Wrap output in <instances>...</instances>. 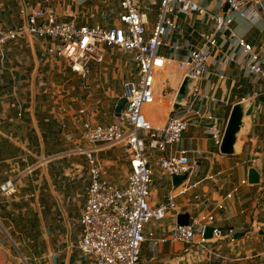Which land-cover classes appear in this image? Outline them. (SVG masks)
I'll use <instances>...</instances> for the list:
<instances>
[{
  "label": "built area",
  "instance_id": "2783aa9c",
  "mask_svg": "<svg viewBox=\"0 0 264 264\" xmlns=\"http://www.w3.org/2000/svg\"><path fill=\"white\" fill-rule=\"evenodd\" d=\"M40 1L39 6L25 15L21 25L4 27L0 22V56L7 43L25 33L38 39H55L57 44L48 47L47 54L63 59L83 88H87L89 83L90 63H101L115 50L132 52L137 68L135 77L123 83L125 103L120 114L114 116L115 120L107 124L89 121L81 124V138L90 146L76 149L84 155L89 177L78 217L81 229L77 241L79 257L91 259L92 264H140V249L145 241L152 245L168 241L196 243L207 250L211 238L203 237L206 225H213L212 238L218 240L228 236L234 240V229L216 226L213 213H196L185 224L174 221L168 233L160 235L147 230L146 225L163 220L169 212L177 216L181 208L175 198L196 188L202 181L213 179V175L191 179L197 173L196 161L191 157L194 151L180 143L189 124L201 119V100L217 101L213 95L202 91L201 79L207 71L211 51L219 45V35L228 32L229 36H235L232 31L235 15L251 19L263 16L261 0H157L153 18L149 17L152 7L139 0H116L118 24L110 26L61 19L51 0ZM190 14L203 21V26L197 32L198 41L178 60L177 67L183 77L191 76L197 82L186 104L180 110L169 111L163 124L155 126L144 115L143 107L156 102V75L169 61L160 48L168 45L164 38L169 32L181 29L182 16ZM236 40L245 56L248 73L264 84V54L244 38L236 37ZM227 58L234 60L233 56ZM219 77L224 78L222 74ZM257 94L254 92L251 97ZM248 98L243 97L241 101ZM205 117L213 119L208 113ZM207 130L213 144L219 147L224 129L211 124ZM116 146L122 149L129 166L122 186L104 177L103 165L97 156L99 149ZM152 151L158 153L155 164L162 174L171 178L184 175L179 186L172 185L166 199L157 203L151 201L150 185L154 170L149 153ZM255 161L256 158L251 159L249 165ZM33 169L34 166L29 165L26 172ZM16 180L10 177L0 183V203L2 197L15 193ZM240 184H247V178L241 179ZM236 191L238 187L228 192L225 198H231ZM194 199L197 200L194 206H199V195L195 194ZM224 207L223 202L215 204L216 209ZM258 223L257 230L264 228V223Z\"/></svg>",
  "mask_w": 264,
  "mask_h": 264
},
{
  "label": "crops",
  "instance_id": "0c3cea01",
  "mask_svg": "<svg viewBox=\"0 0 264 264\" xmlns=\"http://www.w3.org/2000/svg\"><path fill=\"white\" fill-rule=\"evenodd\" d=\"M14 1L16 2V12L14 13L6 10L4 1L0 2V22L4 27H17L21 25L25 20V15L41 3L40 0ZM76 1L77 0H51V4L56 9L61 19H75L76 21V15L79 13V11H77L78 8L76 6L74 8L71 7L76 5ZM139 1L144 2L145 0ZM148 1L150 5L156 6L157 0ZM116 6L117 10L118 5L116 4ZM108 10L114 9H111L110 7ZM195 19L196 17L193 14L182 16L180 22L181 29L169 32L164 38V42L168 45L160 48V52L167 57L169 61L165 68L157 73L154 91L155 93L158 91L159 79H163L164 77L168 78L169 82L167 83V88L170 92L168 95L166 92L163 94L166 97L171 94L168 99L169 106L167 112L171 111V101L183 78L182 73L177 67V62L190 48H192L193 44L195 45V42L186 39V30L191 28L190 24L193 25ZM115 22L116 24L118 23L117 19ZM184 22H186V29L183 25ZM78 23L92 24L88 22ZM232 31L235 33V36H229L228 32L219 35V45L211 51L208 59L207 71L201 79L202 91L213 95L217 101L213 103L204 99L201 100V119L192 122L188 126V128L191 127L195 130H201V136L188 137L189 140H195L193 146L182 145L194 151L191 155L192 159L196 161L195 169L197 170V173L194 175V180L202 178L205 175H213V179L202 181L196 188L187 191L183 195L177 196L175 201L177 198L183 197V199L179 202L176 201V203L181 208V213L179 214L188 213V218L199 212L213 213L215 216L214 224L216 226L221 228L232 227L234 229V240H230L228 236H224L218 240L211 238L207 250L200 248L196 243L187 244L168 241L164 244L152 245L149 241H145L142 244L146 243L150 247L151 254L149 257H140V264H197L199 262H201V264H264V228L259 230L256 228L258 222L264 223V84L248 73L245 65V56L236 40V37L244 38L247 42L252 43L256 50H259L264 54V15L259 17L256 16L254 19L235 15V20L232 23ZM31 37L34 38V41L38 45L37 51L39 57L34 56V46L32 44L30 45L32 41ZM172 40L174 41L172 42ZM24 44L28 45L27 47L30 55L28 57H26L24 51H22ZM55 44H57L55 39H38L24 33L20 34L15 40L10 41L3 47L0 56V82H2V75L4 73H9L10 88L9 91H0V123L5 120V115L9 114V111L14 112L16 119L22 118L28 114L26 116L30 121L28 122L27 127L29 126V129H32L37 136L42 139L45 127L48 129L57 127L60 132L64 133V130L69 126L66 117L70 118V122L76 129H78L79 133L83 121H89L91 123H102L101 121H107L110 123L114 121L115 117L113 112L112 118L109 120L106 116L105 109L98 110L94 116L89 110V107L84 106L82 99H80L79 94H77L78 91H49L51 83L47 81L48 78H45V75L54 67H57L56 71L66 77V79L64 78L65 82L72 77H75L78 82L77 88L80 89L81 92H88L94 82V78L90 77L87 88H83L77 76L70 71L68 65L63 59L47 54V48ZM124 53L125 55L130 54L135 65L133 53ZM113 55H107L101 63H96L98 65L91 69L92 72H97L102 75L100 77L102 80L104 79L108 81V79H111V76H115L118 71H122L121 67L123 61L112 60L111 57ZM228 56H233L234 60H228ZM36 61L37 63L42 62L44 66H47L46 70L35 71L34 68L36 67ZM17 63L33 66L31 68L32 70H30L27 75H24L25 78H22L23 74L19 70ZM115 68L116 72L114 71ZM220 74H222L224 78H220ZM135 75L136 71L127 74L122 82V86L124 82L133 79ZM25 82L28 83V85H25ZM36 84L40 86L42 91H35L34 86ZM60 86L62 85H56L57 88ZM122 86L121 89L118 90L121 92L117 94V97L111 96V101L114 102V104L115 99L121 97L123 94ZM254 92L258 93L257 96L251 97ZM20 93H22V95H20ZM36 94L46 95L48 100H53L52 102L54 103V106H48L44 102L41 103L39 100L37 101ZM158 95L159 94H156V96ZM243 97H249L248 99L253 103V109L250 116L251 126L244 151H241L239 155H232L233 157L221 154L218 147H216V151H212L210 147H215V145L211 140L207 127L212 124L219 129H224L232 105L241 101V98ZM81 109L84 110L83 113L79 112ZM162 109L163 114L161 115V118L153 121L150 119L155 126L162 125L168 114L164 113L166 109ZM218 109H220V111H217ZM206 113L210 114L213 119L208 120L205 117ZM188 128L186 129L181 142L185 140V134ZM67 137L70 138V136ZM75 144V147L69 150V154L72 153V155L77 156L75 157L76 163H72L71 167H69L64 173L70 176L69 180H74V178L81 176L83 177L85 174L84 180L87 181V183L81 195L78 192H75L72 196L69 192L65 191V193H61V196L57 195L58 198L55 199L56 204L53 205V207L59 211L56 216L58 218L66 219L68 224H72V222L70 221L71 217H69L68 212L65 209L70 206H75V208L78 207L79 214L77 217H79L89 181L84 155L78 153L76 149L79 147L90 146V144L84 140ZM109 148L112 149V147L99 149L97 151V156L103 165L104 177L113 182L110 175L114 170L110 168H112L117 162L119 155H110L105 159H102L99 156L101 152H104ZM241 149H243V146ZM195 151H201V153L197 154ZM120 155H123L124 158L123 168L125 174L123 176L126 179V175L129 171L128 160L123 153ZM157 156L158 153L150 159V164L153 166V170L154 167H157L155 164V158ZM238 157L247 158L245 159L247 165H244V169L239 171L238 178H235L233 176L234 167L230 162V159H236ZM253 158H256V161L254 164H251V166L257 169L261 177V183L255 185L249 184L248 182L247 184H240L241 179L247 178L249 161ZM199 160L204 161V166L201 168V174L199 173ZM242 162L244 163V160H242ZM236 166H238V164H236ZM159 175V178L163 176L161 172ZM224 177L231 182L223 183L222 179ZM168 178L171 184L168 191L172 189V185L174 187L179 186L180 183L174 185L171 180L172 178L169 176ZM206 181L207 183H205ZM113 183L118 186L125 184V182L119 184L115 182ZM229 185L233 186L230 187ZM37 187L38 189L40 188V183H37ZM162 187L163 185H161V188ZM234 187H238V191L233 193L231 198H225V195L232 191ZM168 191L163 194L161 199H157L152 196L151 190V201L153 203L164 201ZM38 193L39 191L36 190L31 193L33 196H36V200L38 198ZM195 194H198L200 197V204L197 207L194 206V203L197 201L194 199ZM8 198L9 197L4 198V201ZM218 202H223L225 207L223 209H216L215 204ZM37 205H39L38 202ZM192 210L198 211L195 214H192ZM177 216L174 212H169L163 220L149 222L146 225V229L153 231L156 235H160L163 232L168 233L169 226L174 221L177 222ZM77 217L76 223H78ZM80 234L81 229L76 240V248ZM63 235L67 236V233L65 232ZM70 245L69 243H66L64 248H69ZM84 260L86 262L90 261V264H92L91 259L84 257Z\"/></svg>",
  "mask_w": 264,
  "mask_h": 264
},
{
  "label": "rangeland",
  "instance_id": "374dc122",
  "mask_svg": "<svg viewBox=\"0 0 264 264\" xmlns=\"http://www.w3.org/2000/svg\"><path fill=\"white\" fill-rule=\"evenodd\" d=\"M1 1H4L6 10L11 13L16 12V2L14 0H0V2ZM143 3L152 7L154 11L156 10V6L150 5L148 0H145ZM116 4V0H77L76 5L71 7L74 8L76 6L78 8L77 11H79V13L76 15V21L78 22H88L92 24L100 23L110 26L116 24L115 20L117 19V13L119 11L118 8L116 10ZM262 4L264 6V0H262ZM110 7L114 10H108ZM154 11L149 13L150 18H153ZM183 25L186 29V22H184ZM202 26L203 21L196 18L193 21L192 27L186 30V39L197 42V32L201 30ZM31 40L30 45L32 44L34 46V56L39 57L37 51L38 45L34 41V38ZM173 41L174 40H172V42ZM27 46V44H24L22 49L26 57L30 56ZM111 58L114 61H123L121 67L122 71H118L115 76H111V79H108V81L102 80L100 78L102 75L97 72H92L91 69L98 65L96 62L92 61L90 63V77L94 78V82L88 92H81V90L77 88L78 82L75 77L73 78L71 76L72 78L65 82L66 77L56 71L57 67L52 68L50 72L45 75V78H48L47 81L51 83L49 91H78L77 94H79V98L82 99L84 106H88L94 116L98 110L105 109L106 116L111 120L114 104V102L111 101V96L117 97V94L121 92L118 90L121 89L125 76L137 70L130 54L125 55L124 52L115 50ZM35 65V71H44L47 67L44 66L42 62L37 63V61ZM17 66L23 74L22 78H25L24 75H27L33 67L23 63H17ZM114 71L116 72V68ZM1 78L0 91H9L10 74L4 73ZM168 82V78L164 77L163 79H159L158 91L155 93L159 94L156 96L158 100H161V96L164 92H166L167 95L169 94L170 91L167 88ZM58 84L62 86L57 88L56 85ZM25 85H28V83L25 82ZM34 89L35 91H42L38 84L34 86ZM20 95H22V93H20ZM41 95L36 94L37 101L39 100L41 103L44 102L48 106H54L53 100H48L46 95ZM170 95L168 97L164 95L162 103L144 106V115L153 121L161 118L163 114L162 108L166 109L164 113L167 114ZM217 111H220V109ZM9 112V114L5 115V120L0 123V183L10 177H15L17 180L15 184V193L5 201L3 197L1 198L0 264H90V261L86 262L84 257H79L80 252L75 246L80 232V226L76 223V217L79 214L78 207L75 208V206H70L65 209L69 217L73 219L70 218L72 224H68L67 220L64 218H58L56 215L59 211L53 207V205L56 204L55 199L58 198L57 195L61 196V193H65V191L69 192L72 196L75 192L81 195L84 191V187L87 183V181L84 180L85 174L83 177L81 176L74 178V180H69L70 176L64 173L71 167L72 163H76L75 157L77 156L72 155V153L69 154V150L75 147V143L83 141L80 137L81 134L70 122V118L66 117L69 126L64 130V133L60 132L57 127L50 129L45 127V132H43V138L41 139L32 129H29V126L27 127L30 121L26 116L28 114L22 118L16 119L14 112ZM101 122L103 124L109 123L107 121ZM248 135V133L244 135L242 143L243 149H241L240 152H243L245 149ZM67 136H70V138ZM189 136H201V130L199 131L189 127L185 134V140L181 142V145H194L195 140H189ZM210 149L216 151V146L210 147ZM122 153V149L116 146L99 154L102 159L108 158L110 155H119L117 162L110 168L114 170L110 176L113 182L118 184L126 181L123 176L125 172L123 168L124 158L123 155H120ZM149 155L154 157L157 153L152 151ZM245 159L247 158L238 157L236 159H230L234 167L233 176L235 178H238L239 171L244 169V165H247ZM242 160H244V163ZM199 161V173L201 174L204 161ZM236 164H238V166H236ZM29 165L35 167L30 173L26 172V168ZM159 174V168L154 167V173L152 175L153 182L150 187L152 196L157 199H161L171 185L166 174H163L160 178ZM191 179L194 180L195 176ZM222 180L223 183L231 182L230 180L229 182L226 177ZM236 181L238 182L237 179ZM37 183H40L39 189ZM205 183H207V181ZM161 185H163L162 188ZM229 186L232 187L233 185ZM35 190L39 191L37 200L36 196L31 194ZM181 199H183V197L177 198L176 201L179 202ZM37 202L39 205H37ZM197 211L198 210H192L191 213L195 214ZM65 232L67 236L63 235ZM66 243L72 245L65 249ZM150 254V247L146 243L142 244L140 257H149ZM197 264H201V262Z\"/></svg>",
  "mask_w": 264,
  "mask_h": 264
},
{
  "label": "water",
  "instance_id": "95a60500",
  "mask_svg": "<svg viewBox=\"0 0 264 264\" xmlns=\"http://www.w3.org/2000/svg\"><path fill=\"white\" fill-rule=\"evenodd\" d=\"M197 80L191 76H184L173 96L171 101L170 110L176 111L180 110L187 102L189 94L192 92L194 85ZM125 103V97L121 96L115 99L113 114L118 116ZM253 109V103L250 99L239 101L232 105L221 139V143L218 150L223 155H238L239 150H236L235 144L241 133L244 135L249 133L251 120L250 116ZM184 175L173 176L172 183L177 185L183 181ZM247 182L249 184L255 185L261 183V177L257 169L249 165L247 169ZM188 222V213L178 214L177 223L185 224ZM213 225H206L203 228V237L212 238Z\"/></svg>",
  "mask_w": 264,
  "mask_h": 264
},
{
  "label": "bare ground",
  "instance_id": "6f19581e",
  "mask_svg": "<svg viewBox=\"0 0 264 264\" xmlns=\"http://www.w3.org/2000/svg\"><path fill=\"white\" fill-rule=\"evenodd\" d=\"M162 99H164V95L161 96V100H156L154 104L162 103ZM244 134L241 133L237 139V143L235 144L236 150H239L243 143Z\"/></svg>",
  "mask_w": 264,
  "mask_h": 264
}]
</instances>
